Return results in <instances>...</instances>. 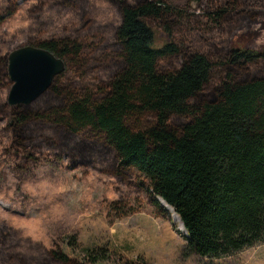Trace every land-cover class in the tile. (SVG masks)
I'll use <instances>...</instances> for the list:
<instances>
[{
  "label": "trees",
  "instance_id": "16d2710c",
  "mask_svg": "<svg viewBox=\"0 0 264 264\" xmlns=\"http://www.w3.org/2000/svg\"><path fill=\"white\" fill-rule=\"evenodd\" d=\"M20 1L0 0V138L13 161L47 156L55 169L139 181L159 216L169 217L163 200L180 217L185 257L222 259L264 243V50L232 43L264 23V0H186L184 9L174 0H33L25 28L10 32ZM103 6L117 22L97 19ZM187 22L215 42L229 37L218 62L174 42ZM25 46L67 70L32 104L11 107L8 56ZM86 252L70 257L0 220V264H101Z\"/></svg>",
  "mask_w": 264,
  "mask_h": 264
},
{
  "label": "rangeland",
  "instance_id": "374dc122",
  "mask_svg": "<svg viewBox=\"0 0 264 264\" xmlns=\"http://www.w3.org/2000/svg\"><path fill=\"white\" fill-rule=\"evenodd\" d=\"M32 4L33 0L19 2L10 32L25 28L23 10ZM185 4L186 0H174L180 8ZM191 6L199 17L197 4ZM97 19L103 24L118 21L106 6ZM158 38L157 46L162 47L164 33ZM228 40L224 36L215 42L211 31L190 22L174 36V42L210 54L215 63L220 58L215 51L225 48ZM232 43L264 50V23L241 32ZM84 85L94 87L90 80ZM3 127L5 122L0 121V130ZM4 145L0 138V220L50 249H61L82 261L86 251L96 250L101 264H264V243L222 259L185 257V233L169 210L167 218L156 213L139 181L127 186L98 173L86 175L68 166L55 169L47 165V156H38V164L27 166L13 161Z\"/></svg>",
  "mask_w": 264,
  "mask_h": 264
},
{
  "label": "water",
  "instance_id": "95a60500",
  "mask_svg": "<svg viewBox=\"0 0 264 264\" xmlns=\"http://www.w3.org/2000/svg\"><path fill=\"white\" fill-rule=\"evenodd\" d=\"M8 60V72L13 86L7 102L11 107L32 104L52 86L58 76L67 70L65 60L47 50L32 46L11 52ZM160 203L163 207V204H166L163 200H160ZM185 233L188 236L186 229Z\"/></svg>",
  "mask_w": 264,
  "mask_h": 264
},
{
  "label": "bare ground",
  "instance_id": "6f19581e",
  "mask_svg": "<svg viewBox=\"0 0 264 264\" xmlns=\"http://www.w3.org/2000/svg\"><path fill=\"white\" fill-rule=\"evenodd\" d=\"M163 205L165 206L166 209H168L173 214L175 221L180 225L181 231L185 233V229L183 227V224H182L180 218L178 217V215L175 213V211L172 208L168 207L166 204H163Z\"/></svg>",
  "mask_w": 264,
  "mask_h": 264
},
{
  "label": "flooded vegetation",
  "instance_id": "af4514ba",
  "mask_svg": "<svg viewBox=\"0 0 264 264\" xmlns=\"http://www.w3.org/2000/svg\"><path fill=\"white\" fill-rule=\"evenodd\" d=\"M10 55V54H9ZM9 57V56H8ZM10 77V76H9ZM13 86V85H12ZM12 88V87H11ZM11 90V89H10ZM9 95V94H8ZM8 98V97H7Z\"/></svg>",
  "mask_w": 264,
  "mask_h": 264
}]
</instances>
